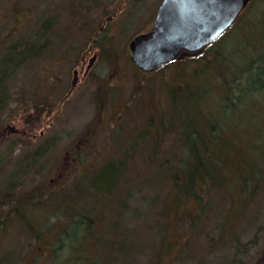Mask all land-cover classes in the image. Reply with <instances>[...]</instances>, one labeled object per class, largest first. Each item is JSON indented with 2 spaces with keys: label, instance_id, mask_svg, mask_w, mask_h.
<instances>
[{
  "label": "rangeland",
  "instance_id": "rangeland-1",
  "mask_svg": "<svg viewBox=\"0 0 264 264\" xmlns=\"http://www.w3.org/2000/svg\"><path fill=\"white\" fill-rule=\"evenodd\" d=\"M161 2L0 0V70L2 58L20 55L27 43L41 50L5 78L0 195L11 184L19 195L55 177L66 186L56 190L62 201L58 213L72 204L89 208L103 198L92 192L88 178L124 159L128 183L104 199L115 200L118 212L111 218L121 222L124 232L134 233L131 241L138 246L125 260L114 252L110 264H264V192L225 235L214 223L227 212L228 198L216 197L194 233L182 220L195 216L196 203L177 206L178 190L170 196L168 166H160L174 164L180 154L174 138L155 131L168 108L165 86L175 81L174 65L145 73L129 52L135 36L152 30ZM74 70L79 71L75 87ZM109 172H103L104 178ZM13 201L14 196L0 200V223ZM108 224L99 222V233ZM6 230L0 228L1 264H30L34 253H42L21 227H12V233L8 229V236ZM165 249L171 252L166 257ZM5 254L12 255L11 262V257L3 261ZM38 263L57 264L52 256Z\"/></svg>",
  "mask_w": 264,
  "mask_h": 264
},
{
  "label": "trees",
  "instance_id": "trees-1",
  "mask_svg": "<svg viewBox=\"0 0 264 264\" xmlns=\"http://www.w3.org/2000/svg\"><path fill=\"white\" fill-rule=\"evenodd\" d=\"M39 51L37 44L27 43L20 55L2 58L0 110L8 97L4 85L8 72ZM169 65H174L175 81L165 86L168 108L165 115L161 113L160 130L155 132L174 138L180 157L175 155L174 164L167 161L160 167L168 166L165 171L172 180L170 196L172 191H179L176 205L188 200L196 203L199 213L195 211V216L182 220L189 221L194 233L217 204L219 194L229 199L227 212L214 223L225 235L264 192V0H254L214 43L156 71ZM122 160L108 163L94 177L85 175L92 182V192L103 198L89 208L72 204L58 213L62 201H58L56 190L66 186L55 177L49 185L19 195L13 193L11 184L0 195L1 202L14 196L0 223L1 229H7L4 235L12 233V227H21L35 240L34 245L43 250L32 255L30 264H39L38 260L48 256L57 264H110L114 252L127 259L130 248L138 246L131 241L134 233L124 232L119 220L114 222L111 214L118 212L116 202L104 199L115 191L114 187L121 190L128 183ZM108 170L109 177L104 178L103 172ZM99 222H109L102 233L98 231ZM89 239L93 241L87 248ZM169 252L165 249L164 257ZM1 258L13 259L7 254Z\"/></svg>",
  "mask_w": 264,
  "mask_h": 264
},
{
  "label": "water",
  "instance_id": "water-1",
  "mask_svg": "<svg viewBox=\"0 0 264 264\" xmlns=\"http://www.w3.org/2000/svg\"><path fill=\"white\" fill-rule=\"evenodd\" d=\"M253 1L162 0L152 30L130 42V58L141 71L153 73L184 53H197L225 34ZM76 83L74 71L72 86Z\"/></svg>",
  "mask_w": 264,
  "mask_h": 264
},
{
  "label": "flooded vegetation",
  "instance_id": "flooded-vegetation-1",
  "mask_svg": "<svg viewBox=\"0 0 264 264\" xmlns=\"http://www.w3.org/2000/svg\"><path fill=\"white\" fill-rule=\"evenodd\" d=\"M92 69V68H91ZM74 71H77V81H78V78H79V71L78 70H74ZM87 71V70H86ZM90 72V69L88 71V73Z\"/></svg>",
  "mask_w": 264,
  "mask_h": 264
}]
</instances>
